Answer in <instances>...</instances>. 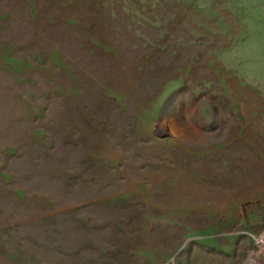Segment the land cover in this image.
<instances>
[{"label":"rangeland","instance_id":"rangeland-1","mask_svg":"<svg viewBox=\"0 0 264 264\" xmlns=\"http://www.w3.org/2000/svg\"><path fill=\"white\" fill-rule=\"evenodd\" d=\"M264 0H0V264H264Z\"/></svg>","mask_w":264,"mask_h":264},{"label":"bare ground","instance_id":"bare-ground-1","mask_svg":"<svg viewBox=\"0 0 264 264\" xmlns=\"http://www.w3.org/2000/svg\"><path fill=\"white\" fill-rule=\"evenodd\" d=\"M259 242L263 245L262 250L264 251V234H263L262 237L260 238ZM250 264H255V263L250 262Z\"/></svg>","mask_w":264,"mask_h":264}]
</instances>
